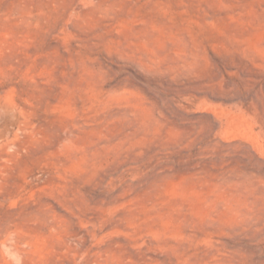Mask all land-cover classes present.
<instances>
[{"label": "rangeland", "instance_id": "obj_1", "mask_svg": "<svg viewBox=\"0 0 264 264\" xmlns=\"http://www.w3.org/2000/svg\"><path fill=\"white\" fill-rule=\"evenodd\" d=\"M0 264H264V0H0Z\"/></svg>", "mask_w": 264, "mask_h": 264}]
</instances>
